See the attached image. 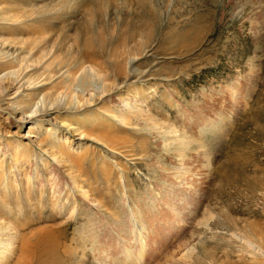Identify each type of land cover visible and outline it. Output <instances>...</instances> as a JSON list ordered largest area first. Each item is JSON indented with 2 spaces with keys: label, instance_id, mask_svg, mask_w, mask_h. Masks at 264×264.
Masks as SVG:
<instances>
[{
  "label": "rangeland",
  "instance_id": "rangeland-1",
  "mask_svg": "<svg viewBox=\"0 0 264 264\" xmlns=\"http://www.w3.org/2000/svg\"><path fill=\"white\" fill-rule=\"evenodd\" d=\"M0 225V264H264V0H0Z\"/></svg>",
  "mask_w": 264,
  "mask_h": 264
},
{
  "label": "bare ground",
  "instance_id": "bare-ground-1",
  "mask_svg": "<svg viewBox=\"0 0 264 264\" xmlns=\"http://www.w3.org/2000/svg\"><path fill=\"white\" fill-rule=\"evenodd\" d=\"M121 70H122V69H121ZM103 78H104V77H103ZM73 81H74V79H73ZM84 83H85V82H84ZM103 88H104V87H103ZM82 191H83V190H82V187H81V186H78V192L81 193ZM2 229H3V226L0 225V230H2ZM4 244H5L4 242L2 243V242L0 241V247H1L2 245H4ZM36 245H37L36 249L43 250L42 247L45 246L46 244H43V241H38ZM7 247H8V245L5 244V246H4L2 249L5 250ZM8 248H9V247H8ZM6 250H7V249H6ZM49 250H50V249H49ZM52 250H53V248H51V250L48 252V254H49ZM2 251H3V250H0L1 253H2ZM30 254H31V253H30Z\"/></svg>",
  "mask_w": 264,
  "mask_h": 264
}]
</instances>
